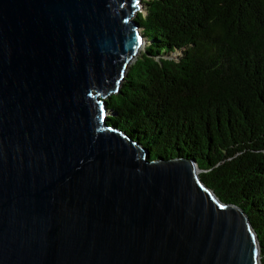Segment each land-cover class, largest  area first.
<instances>
[{
    "label": "water",
    "instance_id": "water-1",
    "mask_svg": "<svg viewBox=\"0 0 264 264\" xmlns=\"http://www.w3.org/2000/svg\"><path fill=\"white\" fill-rule=\"evenodd\" d=\"M143 0H0V264H262L188 157L111 123Z\"/></svg>",
    "mask_w": 264,
    "mask_h": 264
},
{
    "label": "trees",
    "instance_id": "trees-1",
    "mask_svg": "<svg viewBox=\"0 0 264 264\" xmlns=\"http://www.w3.org/2000/svg\"><path fill=\"white\" fill-rule=\"evenodd\" d=\"M147 41L109 121L151 158L188 157L242 207L264 264V0H143Z\"/></svg>",
    "mask_w": 264,
    "mask_h": 264
},
{
    "label": "rangeland",
    "instance_id": "rangeland-1",
    "mask_svg": "<svg viewBox=\"0 0 264 264\" xmlns=\"http://www.w3.org/2000/svg\"><path fill=\"white\" fill-rule=\"evenodd\" d=\"M140 11H142L143 13H146V11H145V9H144V5H143V8H142V9H139V12H140ZM134 62H135V61H134ZM134 62H133V63H134ZM200 172H201V170H200Z\"/></svg>",
    "mask_w": 264,
    "mask_h": 264
}]
</instances>
